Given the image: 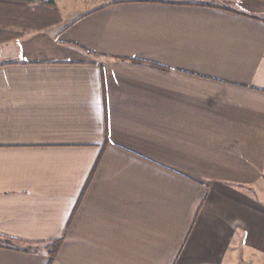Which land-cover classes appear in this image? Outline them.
Segmentation results:
<instances>
[{
	"label": "crops",
	"instance_id": "1",
	"mask_svg": "<svg viewBox=\"0 0 264 264\" xmlns=\"http://www.w3.org/2000/svg\"><path fill=\"white\" fill-rule=\"evenodd\" d=\"M54 2L0 35V264H264V0Z\"/></svg>",
	"mask_w": 264,
	"mask_h": 264
},
{
	"label": "trees",
	"instance_id": "2",
	"mask_svg": "<svg viewBox=\"0 0 264 264\" xmlns=\"http://www.w3.org/2000/svg\"><path fill=\"white\" fill-rule=\"evenodd\" d=\"M38 2L43 3L44 6L47 7L48 13L53 14L52 16L53 18H55V20L53 21L46 20V22H42L36 26H29V27L23 26L22 27V24L26 22V18H30V16L29 14H26L25 16L23 15V18L20 17L19 14H22L21 10L23 8H26V6H28L29 4H34ZM9 6H14L17 11L8 13L10 12L7 10ZM14 12L15 14H13ZM30 14L33 15L32 12ZM59 20H60V14L58 12V9L56 7L54 0H0V35H5L6 39L24 35L26 31L31 30V29H37V30L44 29L50 24H52L53 22H56ZM15 28H21V29L24 28V29L21 32H16ZM61 242H62L61 240L55 241L56 246L54 250H52L53 253L60 246Z\"/></svg>",
	"mask_w": 264,
	"mask_h": 264
},
{
	"label": "rangeland",
	"instance_id": "3",
	"mask_svg": "<svg viewBox=\"0 0 264 264\" xmlns=\"http://www.w3.org/2000/svg\"><path fill=\"white\" fill-rule=\"evenodd\" d=\"M7 10L10 11L8 13H11L13 11H15V12L17 11L14 6H9L7 8ZM15 12L13 14H15ZM21 12H22V14H19V15L22 18H23V15L25 16L26 14H29V16H30V18H26V22L24 24H22V27L23 26L24 27H26V26L27 27L36 26V25H38V24H40L42 22H46V20H48V21L55 20V18H53V16H52L53 14L48 13L47 7H45L43 3H39V2L38 3H34V4H29L28 6H26V8H23L21 10ZM31 12H32L33 15L30 14ZM33 12H35V13H33ZM23 29L24 28H22V30ZM32 30L33 29L28 30V31H32ZM28 31H26V32H28Z\"/></svg>",
	"mask_w": 264,
	"mask_h": 264
}]
</instances>
